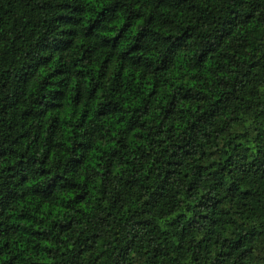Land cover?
Returning <instances> with one entry per match:
<instances>
[{
	"label": "trees",
	"instance_id": "1",
	"mask_svg": "<svg viewBox=\"0 0 264 264\" xmlns=\"http://www.w3.org/2000/svg\"><path fill=\"white\" fill-rule=\"evenodd\" d=\"M0 264H264V0H0Z\"/></svg>",
	"mask_w": 264,
	"mask_h": 264
},
{
	"label": "clouds",
	"instance_id": "2",
	"mask_svg": "<svg viewBox=\"0 0 264 264\" xmlns=\"http://www.w3.org/2000/svg\"><path fill=\"white\" fill-rule=\"evenodd\" d=\"M174 215V214H173ZM189 215H190V213H189ZM161 225H163V221H161Z\"/></svg>",
	"mask_w": 264,
	"mask_h": 264
}]
</instances>
